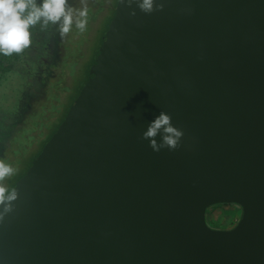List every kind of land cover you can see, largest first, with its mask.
Instances as JSON below:
<instances>
[{
	"label": "water",
	"instance_id": "1",
	"mask_svg": "<svg viewBox=\"0 0 264 264\" xmlns=\"http://www.w3.org/2000/svg\"><path fill=\"white\" fill-rule=\"evenodd\" d=\"M135 10L119 0L85 83L14 184L0 264H264V0ZM161 111L184 132L175 151L141 138ZM219 204L241 209L231 229L206 224Z\"/></svg>",
	"mask_w": 264,
	"mask_h": 264
},
{
	"label": "rangeland",
	"instance_id": "2",
	"mask_svg": "<svg viewBox=\"0 0 264 264\" xmlns=\"http://www.w3.org/2000/svg\"><path fill=\"white\" fill-rule=\"evenodd\" d=\"M103 10L100 12V4L102 0H93L90 5L89 18L94 15L96 20L89 22L87 30L81 35L73 29L63 41L60 39L58 31L51 25L46 31H41L39 26L33 30L32 46L25 51L23 55H18V60H14L13 56L5 57L3 65L9 63L10 71H4L0 67V138H3L8 130V122L11 116L18 113L20 117L25 109L26 102H23L22 95L31 87H38L40 80L46 75H53L56 72V67L59 65L69 70L72 62L66 63L72 59L74 52L80 46L83 56L80 58L79 69L73 73L72 85L69 95L65 96V105H67L76 91L80 87L84 79V73L88 65L92 62L94 56L99 52L100 46L103 43L106 31L113 19L119 0H104ZM90 1L88 0V3ZM80 6V0L76 7ZM100 12V13H99ZM98 15V16H97ZM82 36V37H81ZM58 42L61 45L53 50L50 58L47 45L50 42ZM83 41V43H82ZM67 59V61H66ZM51 61L54 66L50 69ZM90 68V67H89ZM49 71V72H48ZM80 90V89H79ZM72 102V101H71ZM25 104V105H24ZM17 115V114H16ZM16 117V116H14ZM13 118L11 120L12 124ZM54 122V120H53ZM38 145L31 149L27 154L26 159L16 158V163L13 165L18 169L17 173L5 181L9 189H12L17 182L18 177L29 169L28 162H32L38 151ZM12 149H16L13 147ZM42 149V148H41ZM29 158V159H28ZM7 162V161H6ZM241 209L234 204H219L211 206L206 212V224L211 229H231L239 220Z\"/></svg>",
	"mask_w": 264,
	"mask_h": 264
},
{
	"label": "clouds",
	"instance_id": "3",
	"mask_svg": "<svg viewBox=\"0 0 264 264\" xmlns=\"http://www.w3.org/2000/svg\"><path fill=\"white\" fill-rule=\"evenodd\" d=\"M121 3L131 9L128 15L135 17L136 8L146 15L162 12L166 0H121ZM89 13L88 0H80L79 7H74L70 0H0V55H23L32 46L33 30L37 26L46 31L51 25L62 41L74 28L83 34L89 24ZM157 136L161 138L159 143ZM183 136V130L173 125L171 115L161 111L141 138L149 141V147L158 153L163 149H179ZM17 171L11 163L0 159V224L15 211L19 192L9 189L5 181Z\"/></svg>",
	"mask_w": 264,
	"mask_h": 264
},
{
	"label": "trees",
	"instance_id": "4",
	"mask_svg": "<svg viewBox=\"0 0 264 264\" xmlns=\"http://www.w3.org/2000/svg\"><path fill=\"white\" fill-rule=\"evenodd\" d=\"M78 1L79 0H70V3L76 7ZM89 1L90 7L91 1L93 0ZM104 2L105 1L102 0L100 4V12L103 10L102 5ZM96 18L94 15L91 19L89 18V22L95 20ZM75 31L78 32L76 29ZM48 44L47 49L50 56H47V58L51 59L53 50L58 48L61 43L57 40L56 42H50ZM74 54L75 56L72 59H69V61L66 59V63L72 62L69 70L61 66L60 63L57 67L54 65L56 67V72L53 75L44 76L40 80V85L38 87H36V85L34 87L33 85L22 95L23 102H26V109L20 117L18 116L19 112L15 113L14 116L16 117L11 116L8 122L7 133L3 138H0V159H4L8 163L14 165L17 160L16 158L26 159L28 156L27 153L37 145L39 146L38 151H41V148L55 132L59 124L62 122L71 103L76 98L79 89L85 83L89 67L94 59L93 58L92 62L88 65V68L84 73L83 82L76 91L75 96L72 97V102L70 101L67 105H65V96L67 97L69 95L68 91H70L72 80L75 76H73V73H76L79 69L80 58L84 53L81 52V47L79 46ZM13 58L14 60H18V55H14ZM3 59H6L5 56L0 55V67L4 71H10L11 66L9 63L3 65V61H5ZM50 66V69L54 67L52 61ZM12 118L13 121L11 124ZM13 147L16 149H12ZM28 164L30 166V162H28ZM25 173L26 171H24L18 179Z\"/></svg>",
	"mask_w": 264,
	"mask_h": 264
},
{
	"label": "flooded vegetation",
	"instance_id": "5",
	"mask_svg": "<svg viewBox=\"0 0 264 264\" xmlns=\"http://www.w3.org/2000/svg\"><path fill=\"white\" fill-rule=\"evenodd\" d=\"M96 20V19H95Z\"/></svg>",
	"mask_w": 264,
	"mask_h": 264
}]
</instances>
